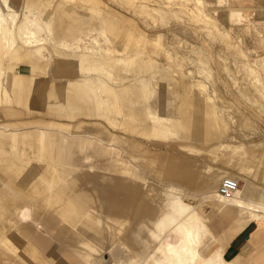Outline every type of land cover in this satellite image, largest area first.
Instances as JSON below:
<instances>
[{"label":"rangeland","instance_id":"obj_1","mask_svg":"<svg viewBox=\"0 0 264 264\" xmlns=\"http://www.w3.org/2000/svg\"><path fill=\"white\" fill-rule=\"evenodd\" d=\"M100 1L103 9L102 20L110 17V15L123 17L124 20L134 25L136 24L140 32L148 35L150 46L137 45L135 51L148 55L146 61L157 63L161 68L167 70V72H163L165 81H168L169 84L164 92L166 103L164 113L179 116L185 112L182 106L200 98L209 103L212 120L222 126L229 135V138L219 142L228 144L230 146L229 149L223 150L216 159L205 155L201 157L189 156V158L197 160L204 172L214 168L240 177L258 174L264 179V0H222L221 2L220 0ZM221 3L225 7H222ZM17 7H20L28 14L36 13L43 19L53 22L55 24L54 29L59 28L58 24L60 23H55V20L47 15L49 12L46 10L50 9L49 7H47L48 9L43 8L45 11L41 10L42 8L35 10L32 4L27 3L26 5L23 3L22 7L18 5ZM81 10L84 14L89 13L82 8ZM233 10H242L243 18L238 26H232L230 22ZM70 11L76 14L75 11ZM23 22L24 18L22 17L19 24ZM70 27L73 28V25ZM96 33L92 35L94 39L97 38L94 43L86 37L84 38V43L80 46L75 45V50L71 53H69L70 51L51 46L49 47L50 49H43V60L33 57L35 55L34 50L31 52L27 50L12 59L16 64V70L17 68L19 69L17 75L27 83L36 79L44 80L46 78L44 77L45 74L42 76L38 75L45 69L46 64V68L50 71L52 58H54L56 52L66 57L75 67L80 63L91 66L89 67L90 70H88L90 75L85 74L84 76L83 73H80L77 77L54 80V83L64 85L63 92L57 93L61 98L54 102H51V97L53 96L51 92L52 84L47 83L50 105L44 108L32 110L29 113L25 109L20 108V112L7 113L6 110H11L13 107L7 95L6 79H4L6 74L4 78H1L3 88L0 93V132L9 136L0 134V150L5 154V145L11 144L12 138L10 139V137L14 136L13 141H16V144H14L16 147L21 148L22 145L31 147L29 158L32 160L30 165L19 176L14 173L13 175L10 174V177L4 175L2 167L4 164L0 163V239L6 242H8L7 239L10 237L11 231H13V235L19 234V232L14 230L15 227H17L16 229L18 227L22 229L28 228L30 220H34L39 214L43 213L38 207L40 206L39 199L44 198V196L37 195L33 190L24 189L20 186L25 179L28 182L30 181L29 184H39V179L35 180L33 178L36 174L35 172L40 173L43 179H46V172L52 170V167L55 170L52 165L34 162L36 158L38 159L41 152L40 133L48 135V137L45 136L46 140H51L52 146L59 143L58 139L61 136L65 140L77 137L95 141V143L100 144L107 150L109 154L107 158L112 159V156L116 157L118 155L119 157L115 159H119L118 162L122 163L131 162L127 151L121 146L122 143H126L128 149L133 148L136 150L140 148L145 152L147 151V155L144 158L157 163L159 162L157 158L161 154L166 158L182 156L181 152L167 143H156L131 135L101 117L77 114L78 107H92L94 101L95 105H99V92L96 90L97 93H94V84L89 82L104 78L102 72H93L95 69H100V67L94 66V62L98 60L96 57L99 58V61L109 63L110 59H119L125 55L122 50L118 53L115 48L107 45L104 38H102L103 35L99 37ZM86 35L89 34L85 33ZM41 37L46 38L43 35ZM60 40H63L62 42L67 41V39ZM60 40L56 41V45L62 44ZM73 40H75V37L68 41ZM164 52L166 53L164 54ZM82 56L83 59H87L78 60ZM5 68H8L7 64ZM207 69L212 72L210 76L205 73ZM155 73L157 74V72ZM47 78H51V76ZM42 83L46 82L43 81ZM106 84L108 85V83ZM106 84L104 83V85ZM193 84L202 94H198L193 89ZM83 86H85V93L81 92L78 98L75 90L76 88L80 90ZM191 112L196 117H200L204 113L202 109L192 110ZM50 135L55 137L50 139ZM82 144L80 145L81 153L83 151L87 154L90 153L91 143L84 142L83 146ZM240 150H245L248 158L243 165V167L245 166L244 171H242V168L241 170L238 168L239 164L242 165V162H240L241 156L238 153ZM4 157L3 154H0V159ZM4 163L7 167H11V170L20 168L23 164L20 156L17 157V155L12 158L7 157ZM86 163L87 169H94L96 166L94 160ZM93 173L95 177H88L86 174H80L79 172L73 178L68 179L69 187L74 186V188H70L74 195L80 201L84 195L85 200L87 199L90 202L88 206L90 211L94 212L97 218L99 216L104 217L102 219L104 224L108 222L106 216L109 220L120 221L125 220V217L126 220H129L133 215V227L129 229L130 234H126L127 240L122 242L124 243L122 246L115 247L111 255L108 252V255H105V260H101L103 264H124L133 259L139 261L138 254H141V252L137 249L134 240L139 237L151 242L153 246L152 252L155 253L157 251L155 247L157 239L154 236V240H152L153 233L159 235L163 243L178 244L181 242L183 234L180 230L172 229L163 232L159 226L157 227L160 217L163 214L166 216L170 212V207L167 210L165 202L157 199L158 186L165 185L163 182L148 173L145 174L149 181L157 185V191L148 190L149 201L142 212L148 216L142 217L141 222L136 216L142 211L141 207L145 206V204H139L137 207L140 198L138 184L133 181L131 189H127L133 192L132 195H125L120 193L126 190L124 180H117L118 186L115 190L118 193L109 195L102 193V191L108 190L106 182H108L107 179H110L112 174L102 170H95ZM9 181H13L12 188H16L15 191H11L6 187L7 183L8 185L10 184ZM47 181L59 182L58 179H47ZM256 184H260V182H256ZM239 186L241 189L244 188L243 179L239 182ZM171 197V199H174L172 202L177 204L179 196ZM15 200L16 204L13 207L16 206L17 208L13 209L11 202ZM104 200L106 201L104 202ZM152 204L154 207H158L159 210H153L150 207ZM192 205L196 207L199 217L207 221L208 226L211 216L220 217V211L212 209V206L206 200L198 202L201 209L194 203ZM147 208L148 211L146 210ZM25 212L29 213L28 219H25ZM246 214L249 215L248 213ZM98 220L97 222H99ZM140 223L143 224V227L138 225ZM112 225L114 226V223L98 227L94 226V228H96L98 235L107 237L111 235ZM230 226L231 221L228 220L224 221L219 227L224 230ZM65 227L66 221L61 214L56 210L47 209L30 236L31 239L29 238V246L44 258L55 260L54 262L63 261V258H66L67 255L64 251L59 252L58 246L59 244L62 245L63 241H66V236L62 234ZM209 229L210 231L212 230L210 226ZM44 234H48L51 239L53 237L54 239L44 248H40L36 243V239L42 241L43 237L41 235ZM45 237L47 238V236ZM11 245V242L6 243L7 248H10ZM29 246L25 243L23 252L34 263L32 258L34 256L33 250ZM218 248L217 240L212 242L208 233L203 234L201 249L208 258L212 256V258H215L218 254H222ZM110 259H112V263L109 261ZM13 261L14 259L7 257L6 252L1 253L0 250V264H10ZM224 263L233 264L225 259ZM152 264L158 263L152 262Z\"/></svg>","mask_w":264,"mask_h":264},{"label":"crops","instance_id":"obj_2","mask_svg":"<svg viewBox=\"0 0 264 264\" xmlns=\"http://www.w3.org/2000/svg\"><path fill=\"white\" fill-rule=\"evenodd\" d=\"M70 1L71 0H13L15 4L21 7L23 6V3H25V5L26 3L32 4L35 10L41 8V10H44L43 8L46 9L49 7L50 9L47 8L48 10H46L49 12L47 15L52 17L55 20V23H60L58 24L59 28H56L54 32L57 42L60 39L69 40L74 37L77 39L88 37L87 39L94 43L97 38L94 39L92 35L98 31L96 34L99 37L104 35L103 38L106 43V32L112 39H114V45L110 46L115 48L118 53L120 50L124 52L125 55L120 59L125 60L127 58H135V56L141 57L139 61L137 60L138 63L136 62L135 66L126 67L122 64L118 66L116 70L114 63L117 59H110L111 62L106 64L104 61H99V58L96 57L98 60L96 61L97 64H94V66L100 67V69H95L93 72H102L104 78L101 80L98 79V81L94 80L89 82L94 84L93 92L97 93L96 90L99 92V105H95L94 101L92 107H78L77 114L90 117H101L124 131H127L131 135H136L140 138L148 139L156 143H167L181 152L182 156L178 158H166L161 154L158 158L155 156L160 162L157 163L148 158H144L145 155H147V151L145 152L140 148H137L136 150L133 148L128 149L127 144L122 143L121 146L127 151L129 159H131V162L122 163L118 162L119 159H115L119 157L118 155H116V157L112 156V159L107 158V156H109L107 150H105L100 144L95 143V141L77 137L67 140L70 150L68 155L65 156V163L68 167L75 168L76 171L72 174L66 172L65 175H61L60 172L53 170L52 167V170L47 171L45 174L46 179H44L45 184L43 187H39L36 192L34 191L37 195L44 196V198L39 199L40 206L38 208L40 211H43L44 213L47 209H53L59 212L65 219L66 227L62 234L63 236H66V241H63L62 245L59 244L58 250L59 252L64 251L67 257L63 258V261L54 262L55 260L44 258L29 246V241L31 239L30 236L38 226L43 215L42 213L34 220H30L28 228L22 229L18 227L20 237L33 250L34 256H32V258L34 259V263L95 264L96 262V264H103L101 260H105V255H108V252L111 250L108 249L109 247L107 248V244L109 242L111 243L113 239H117V243L127 240V235L130 234L129 229L133 227V215L129 220H126L125 217V220L120 221L109 220L106 216L108 221L105 222L106 225L114 223V226L112 225L113 227H110L111 235L106 237L105 235H98L94 232L93 234L86 233V231L82 229V226L84 225L81 223L79 211L77 212L78 207L77 209H73L75 205L83 203L90 205V202H88L89 200L87 199V201L85 200L84 195L82 196L83 198L81 201L74 195L70 189L74 188V186L69 187L67 182L68 179L73 178L79 172L80 174H86L88 177H95L93 172H95V170H102L108 171L112 174L111 178L107 179L108 182H106L108 190L102 191V193L116 195V193H118V191L115 190L118 186L117 180H124L126 190L120 193L132 195L133 192L127 189H131L133 181H135V184H138V194L140 198L137 207L139 204H145V206L141 207L142 211L136 216L141 222L143 219L142 217L148 216L142 213L149 201L150 196L148 195V190H156L157 187L154 182L147 179L145 176L146 173L154 176V178H157L165 184L163 186H158L157 199L165 202V208H167V210L171 204V200L168 197L171 189L175 190L177 195L188 196L190 198L189 201L195 205H198L199 201H208L212 206V209L220 211V217H210L209 226L212 228L211 233L214 236V241H218V250L224 255V259L233 264H264V222L252 218L233 206H228L222 209L221 204L215 198L223 179L232 178L238 182L243 179L245 186L243 189H239L242 199L251 204H259L261 199L260 192L264 191V179L258 174L240 177L214 168H210L208 171L204 172L197 160L189 158V156L201 157L205 155L216 159L223 150L229 149L230 147L226 143H219L221 140L229 138V135L222 126H219L212 120L213 118L210 114L211 107L209 103L199 98L197 101L193 100L182 106L185 112L181 113L179 116L165 114L164 110L166 109V103L164 100V92L169 85L168 81H165L163 73L166 69L161 68L157 63H150V65L149 62L146 61L148 55H143L138 51H135L137 45L142 44L146 47L150 46L148 35L140 32L136 24L134 25L124 20L123 17H113L110 15V17L102 20L103 9L100 0ZM81 8L87 10L89 13L84 14ZM70 10L75 11L76 14L72 13ZM71 25H73V28L70 27ZM97 25L99 26L96 27ZM85 33L89 35L85 36ZM166 52H164V54ZM52 59L50 71L46 68L47 64L44 69V77H46L44 82L52 84L51 92L53 95L55 93H62L64 87V85L54 83V80L74 76L77 77L80 73H83L84 76L85 74L90 75V71H88L90 70V66H86L85 63H80L75 67L66 57L58 52L55 53L54 58ZM78 60L85 59H83L82 56V58H79ZM133 67L136 70L132 69ZM155 72H157V74ZM158 72L160 74H158ZM127 74L129 76H127ZM48 76H51V78H47ZM135 80H137V83ZM140 80L142 81V84L140 83ZM105 81L108 82V85ZM96 83H98V85H96ZM104 83L106 85H104ZM129 85L131 87H129ZM192 87L198 94H202L195 84H193ZM141 88L143 89L141 90ZM134 89L137 90L135 91ZM75 91L79 98L81 92L85 93V86L80 90L76 88ZM144 93L147 94L145 95ZM61 96L63 97V95ZM143 96L144 98H142ZM198 109H202L204 112L200 117H196V115L191 112L192 110ZM61 114L63 115V113ZM144 119H147L148 121H144ZM187 125L189 127H187ZM51 137L53 138L55 136L50 135V139H52ZM84 142L91 143L92 152L90 151V153L87 154L83 151V153H81L80 145L81 143L84 144ZM49 144L51 145V140ZM51 147H56V144L54 146L51 145ZM238 153L241 156L240 162H242V165L239 164L238 168L239 170L242 168V171H244L245 166L243 167V165L248 159L247 153L245 150H240ZM40 157L45 159L47 155L44 154ZM52 160L53 159H50V161ZM90 160L96 162L94 169H87L88 166L86 162ZM35 173L36 174L33 176L35 180L40 178L43 179V176L40 175V173ZM47 179H58L59 182L54 183L47 181ZM138 180H140L139 183ZM256 182H260V184H256ZM70 198H74L76 201L72 202L70 201ZM105 201L106 200H104V202ZM68 207L73 210V220L76 221L74 223L67 220L62 214V212ZM150 207L153 210H159V208L154 207L153 204L150 205ZM198 208L201 209L200 206ZM146 210L148 211V208ZM88 216L93 222V226L98 227L105 225L102 222L104 217L99 216L97 218V215L94 212H91L90 209H88ZM164 217L165 214L160 217V221L163 220ZM97 220L99 222H97ZM228 220L231 221V226L228 229L222 230L219 226L224 221ZM160 221L158 224H160ZM138 225L141 227L143 224L140 223ZM41 236L43 237L42 241L36 239V243L40 248H44L52 241V239H54V237L51 239L48 234ZM45 236H47V238ZM109 257L111 258V256ZM17 262L20 264L19 261Z\"/></svg>","mask_w":264,"mask_h":264},{"label":"bare ground","instance_id":"obj_3","mask_svg":"<svg viewBox=\"0 0 264 264\" xmlns=\"http://www.w3.org/2000/svg\"><path fill=\"white\" fill-rule=\"evenodd\" d=\"M170 1H172V0H170ZM221 1L222 0H220V2ZM73 4H75V3H73ZM221 6H222V3H221ZM223 6H224V4H223ZM241 11L240 10H233L231 17H230V22H231L232 26H236V25L238 26L240 24V22L243 18ZM22 17L24 18V22L22 24H19ZM54 27H55V24L53 22L48 21L46 19H43L38 14H36V13L28 14L27 12H24L23 9H21L20 7H17V4H15L13 2V0H0V35H1V37H0V93H1V90L3 88L1 78H4V75L6 74V78H4V79H6L5 85L7 86V90H8L7 95L9 97V102H10L11 106L13 107L11 110H6L7 113L14 114L16 112H20L19 111L20 108L25 109L26 112L29 113L32 110L35 111L36 109L44 108L45 106L50 105L49 104L50 100H48V94H47L48 84L42 83L44 81L43 79H41V80L36 79L34 81H31V82L29 81L30 83L23 81L17 75V72L19 69L17 68V70H16V64L12 60L14 57L19 56L20 53L26 52L27 50H29V52L34 50L33 52L35 53V55H33V57L35 59L37 58L39 60H43L42 59L43 58V54H42L43 49H48L51 46H55V48H57V49L60 48L64 51H68V52L70 51L69 53H71L75 50V45L80 46L85 41L84 38L77 39L75 37V40H73V41L67 40L66 42H62L63 40H60V43H62V44L56 45ZM42 35L44 37L46 36V38L44 39L43 37H41ZM105 37H106V44L107 45H114V39H112L111 36L108 35L106 32H105ZM78 46H77V48H78ZM30 55H32V54H30ZM140 58L141 57H139V56H135V58H127L125 60L119 58L114 63V65L116 66L115 70L117 69L118 66H120L122 64L125 65L126 67L135 66L136 65L135 63L137 62V60L139 61ZM6 64L8 65L7 69L5 68ZM132 69L136 70L134 67ZM106 70H108V69H106ZM111 71H113V70H111ZM123 72H124V70H123ZM205 73H207L208 76H210L212 72L210 69H207ZM44 74H45V71L42 70V72L38 76H42ZM127 76H129V75L127 74ZM135 76H136V74H135ZM136 81L137 80H135V82ZM142 81H143V79H142ZM142 81L140 82L141 84H142ZM106 83H108V82H106ZM127 83H129V82H127ZM144 83L146 84V82H144ZM129 87H131V86L129 85ZM142 89L143 88H141V90ZM144 94L146 95L147 93H144ZM141 96H142V94H141ZM60 98L61 97L57 93H55L51 97V99H52L51 102H54L55 100L60 99ZM142 98H144V96ZM145 120H147V119H144V121ZM154 120H153V122H154ZM161 120H162V118H161ZM157 121H155V122H157ZM198 123H199V121H198ZM187 127H189V126L187 125ZM0 134L1 135H7V134L2 133V132H0ZM40 135H41V139H40L41 140V146H40L41 152H40V155L38 156V159H36L34 162H36V163L41 162L43 165H52V166H54L55 171L57 170L58 172H60L61 175H65L66 172L69 174H72L73 172H75L76 171L75 168L65 166L66 165L65 156L68 155L69 150H70V146L68 145V141L65 140L61 136L58 139L59 143L56 144V147H51V145L49 144L50 141H47L46 137H45V136L48 137V135H46L45 133H40ZM8 136L9 135H7V137ZM13 138H14V136L10 137L11 144L5 145L6 146L5 154L2 153L3 151L1 152V150H0V154H3L6 158L7 157L12 158V157H15V155H17V157L20 156V159H21L23 164L20 168H16V169L11 170L10 169L11 167L10 168L7 167V165L4 163V160L6 158L5 157L1 158L0 163L4 164L2 166L3 167V173L5 176L7 175L9 177H10V174L13 175L14 173H15V175L19 176L22 172H24L25 168L28 167V165H30V163L32 162V160L29 158V156H30L29 153H30L31 147L25 146V145H22L21 148L16 147L14 145V144H16V141L15 140L13 141ZM221 147H223V146H221ZM0 149H1V147H0ZM16 151H18V152H16ZM44 154L47 155V157L45 159L40 157L41 155H44ZM50 159H53V160L50 161ZM25 176H26V174H25ZM9 182H10V184L8 185V183H7L6 187L9 188L11 191L12 190L15 191L16 188H12L13 181H9ZM29 182L25 179V181L21 182L20 186L24 189L28 188V190L31 189V190L36 192V191H38L39 187H43V185L45 184V180L41 179V178L39 179V182H40L39 184H34V183L29 184ZM139 182H140V180H138V183ZM239 189H240V186H239L238 190L235 192V194L231 197H222L219 194H216V200L221 204V206H222L221 208L224 209L228 206H233V207L239 209L241 212L248 213L249 216H251L252 218L259 220L261 222H264V191L260 192L261 193L260 203L259 204H251V203H248L242 199V195L240 194ZM169 194L170 195L168 197L171 200L170 212L160 222L159 227L161 228V230L163 232H166L167 230H172V229L173 230H176V229L180 230L181 233L183 234V238L181 239V242L178 244L163 243V241L160 240L159 235H157L156 233H153L152 240H154V236L157 239V243L155 246L157 248V251L154 253V252H152L153 246H152L151 242L145 241L140 237L136 238V239H134L136 247L141 252V254H138L139 261H136L133 259V260L126 262L124 264H152V262L153 263L155 262L158 264H226V263H224L223 254H218V256L215 258H212L213 256L211 258H208L205 255V253L203 252V250L201 249V239H202L203 234L208 233L211 237L212 242L214 241V236L209 229L207 221H204L201 217H199L198 212L195 209L196 207L193 206L192 203H190V201H189L190 198L188 196L185 197L183 195H178L179 196L178 201H177L178 203L174 204L172 202V200H174V199H171L172 198L171 196L177 195L175 190L171 189ZM184 198H186V199H184ZM89 199H91V198L89 197ZM70 201L75 202L76 200L74 198H70ZM15 204H16V200L11 202V207L13 209L17 208L16 206L13 207V205H15ZM87 206H89L87 203L78 204V205H75L76 208L73 207V209H77V207H78L77 212L79 211V214L81 216L80 217L81 223L84 225V226H82V229L84 231H86V233H88V234H93V232L98 234L96 231V228H94V226H92L93 222L91 221V219L88 216V209L89 208ZM195 210H196V212H195ZM16 214H18V213H16ZM16 214H15V216H17ZM62 214L70 222H73V223L76 222L73 220L74 214H73V210L70 207L65 209L62 212ZM24 216H25V219H28L29 213L25 212ZM16 228L17 227H15L14 230H16L18 232V229H16ZM102 233L104 234V232H102ZM13 234H14L13 231H11V233L9 235L10 237H8V239H7L8 242L12 243L10 248L9 247L7 248V246H6V243H8V242L0 239L1 253L6 252L7 257L11 258L12 260L14 259V262H10V264H19L17 261H19L20 264H21V262H22V264H34L33 262L30 261L27 254H25L23 252V248L25 246V241L20 237L19 234L18 235H13ZM112 241H111V243L109 242L107 244V248L109 247L108 249H111L109 251V255H111L113 248L122 246L124 244L122 242L117 243V239H113ZM109 261L112 263V259H110ZM95 264H96V262H95Z\"/></svg>","mask_w":264,"mask_h":264},{"label":"built area","instance_id":"obj_4","mask_svg":"<svg viewBox=\"0 0 264 264\" xmlns=\"http://www.w3.org/2000/svg\"><path fill=\"white\" fill-rule=\"evenodd\" d=\"M239 188V182L232 178H225L221 182L218 194L222 197H231Z\"/></svg>","mask_w":264,"mask_h":264}]
</instances>
